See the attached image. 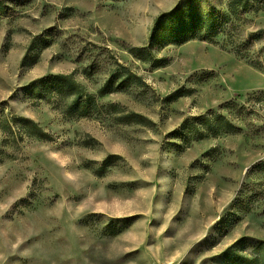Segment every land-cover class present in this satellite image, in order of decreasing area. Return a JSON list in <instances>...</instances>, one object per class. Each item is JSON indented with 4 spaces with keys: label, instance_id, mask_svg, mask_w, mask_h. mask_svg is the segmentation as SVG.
Segmentation results:
<instances>
[{
    "label": "rangeland",
    "instance_id": "obj_1",
    "mask_svg": "<svg viewBox=\"0 0 264 264\" xmlns=\"http://www.w3.org/2000/svg\"><path fill=\"white\" fill-rule=\"evenodd\" d=\"M235 1L0 0V264L262 261L264 0L236 6L239 54L227 33L174 43L175 18L154 30ZM59 74L93 97L88 116L33 89ZM107 80L119 89L98 97Z\"/></svg>",
    "mask_w": 264,
    "mask_h": 264
},
{
    "label": "trees",
    "instance_id": "obj_2",
    "mask_svg": "<svg viewBox=\"0 0 264 264\" xmlns=\"http://www.w3.org/2000/svg\"><path fill=\"white\" fill-rule=\"evenodd\" d=\"M259 0H236L234 3L230 4V9L228 13L222 14L220 16H214L211 14H207L203 16L201 19L194 18V15L188 12H184L183 8H176L173 11L163 14L157 18L154 25L155 28H158L161 24L165 22H169L174 18V26L171 29V37L172 41L176 44H181L186 41H206L213 42L220 34H226V43L230 45L231 50L235 54L240 53V49L247 44L234 46L232 41L229 39L231 32L228 27L231 26L232 20L237 18L235 9L236 6H241V12L247 13L248 9L252 10L251 4L257 3ZM186 3V1L184 2ZM251 3V4H250ZM233 8V9H232ZM260 8L259 5L254 8V11H258ZM1 11V10H0ZM234 16V17H233ZM238 20V19H236ZM231 21V23H230ZM230 23V24H229ZM229 24V25H228ZM233 27V25H232ZM228 31V32H227ZM229 39V40H228ZM242 58L248 59L245 55L240 54ZM112 80H107L102 88L98 90V97H103L107 94L116 92L119 88H113ZM34 90L40 89H49L54 88L55 92L58 95H69L72 96L73 99L69 102L65 108L64 112L67 117H86L91 111L94 110L95 104L93 97L89 94H81L79 92L80 85H77L76 82L72 79L71 75H55L49 77L45 80H39L32 85ZM211 115V114H210ZM213 118L216 121H219V124L223 127L224 131L229 132L232 130V127L227 122L223 121V117L221 115H214ZM210 117L208 115L202 116L194 121H191L188 126V132L197 135L198 128L195 125V122H198L200 126L208 127V123L210 122ZM18 122L23 123L29 136L43 140L46 139L47 136L42 130L33 122L28 119L19 118ZM202 134H198L197 139H201ZM263 261V262H262ZM260 262L259 259H254L252 262H248V264H264V257Z\"/></svg>",
    "mask_w": 264,
    "mask_h": 264
}]
</instances>
